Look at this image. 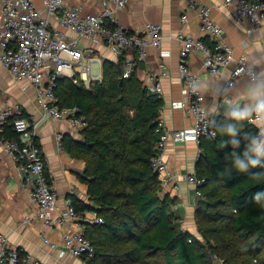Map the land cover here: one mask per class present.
<instances>
[{
    "label": "trees",
    "instance_id": "16d2710c",
    "mask_svg": "<svg viewBox=\"0 0 264 264\" xmlns=\"http://www.w3.org/2000/svg\"><path fill=\"white\" fill-rule=\"evenodd\" d=\"M140 66L121 80L117 62L105 59L102 80L57 81L60 105L79 106L87 123L80 139L63 137L64 148L86 155L81 180L104 219L85 233L96 249L88 264H211L212 257L247 264L264 245L258 127L248 117L222 116L217 135L201 137L196 173L205 183L195 213L199 237L182 227L172 208L175 199L162 195L151 165L164 101L147 87ZM6 134L15 135L11 127ZM107 236L113 240L102 244Z\"/></svg>",
    "mask_w": 264,
    "mask_h": 264
},
{
    "label": "built area",
    "instance_id": "2783aa9c",
    "mask_svg": "<svg viewBox=\"0 0 264 264\" xmlns=\"http://www.w3.org/2000/svg\"><path fill=\"white\" fill-rule=\"evenodd\" d=\"M128 0H102V10L95 14L83 16L82 6L71 5L66 0H43L42 7L36 0H3L0 18V65L9 71L18 81L25 80L34 85L43 113L53 120H64L71 128L81 130L86 120L80 115L77 105H60L57 95V81L70 78L77 82L76 76L89 84L100 78L103 63L87 55L80 47V39H88L96 45L106 46L113 54L122 57V78L130 77L138 64L147 57V49H161L164 39L162 27L158 23H147L145 28L127 29L114 24L118 11L126 6ZM231 7L232 16L248 27L249 31H258L264 25V0H225ZM196 5L191 4L190 9ZM201 20V37L187 34L181 30L177 39L181 42L179 72L184 82V102L182 106L194 119L191 128H168L161 117L157 132L160 138L156 144V153L151 158L153 170L158 174L161 187L180 189L178 175L166 159V148L171 143L190 140L200 142L203 136H216L217 117L212 116L205 105V94L200 87V77L189 68L188 58L193 50L204 55L203 65L212 75L219 76L232 66L231 77L227 86L233 87L240 78L251 81L260 79L259 71L247 57H236L234 47L224 38L223 28L212 18L211 7L204 5L199 12ZM56 19L62 28L53 25ZM188 14L182 15L183 23ZM66 30V31H65ZM77 36H69L67 31ZM204 37L211 38V44ZM161 56L168 51L161 50ZM97 65V71L94 66ZM78 67V70H75ZM167 71H150L147 73V87L163 95L162 79ZM19 104L9 102L0 86V145L23 171V186L30 193L31 201L37 206L35 218L41 220L45 229L65 225L73 220L76 225L85 219L78 211L71 196L66 198L64 209L59 208L58 192L49 176L47 157L36 141V125L22 116ZM248 121L258 127L257 155L264 154V114L256 110ZM11 127L14 136L6 134ZM57 144L64 148L63 135L57 134ZM259 149V151H258ZM188 181L196 187L198 197L202 195L201 186L205 178L197 173L190 174ZM177 207L173 208L177 211ZM30 219H26L28 221ZM181 221V219H180ZM97 224L103 223L102 216L95 218ZM46 230L41 234L46 243L59 248L56 241L49 239ZM72 254L80 258L83 264L96 255V249L90 239L81 230L69 232L64 237L61 255ZM43 264L31 254L21 252L10 244L7 235H0V264Z\"/></svg>",
    "mask_w": 264,
    "mask_h": 264
},
{
    "label": "crops",
    "instance_id": "0c3cea01",
    "mask_svg": "<svg viewBox=\"0 0 264 264\" xmlns=\"http://www.w3.org/2000/svg\"><path fill=\"white\" fill-rule=\"evenodd\" d=\"M66 1L71 5L82 6L83 16L102 10V0ZM36 4L42 7L43 0H36ZM191 4H195L196 8L190 9ZM204 5L211 7L212 18L223 28L224 38L234 47L235 56L247 57L260 75L258 81L243 77L235 86H227L232 66L227 67L219 76L212 75L203 65V53L193 50L188 58L189 68L200 77V87L205 94V105L209 113L217 118H247L256 110L264 114V25L258 31L250 32L247 26L233 18L231 7L225 4V0H128L126 6L118 11L115 25L127 29H143L147 23H158L162 27V48H148L147 57L140 62L141 68L138 70L144 82L150 71H167V76L162 79L164 103L161 117L171 129H188L194 125L192 115L182 106L185 95L183 78L179 72L181 42L176 37L181 30L201 37L199 12ZM184 13L188 14L186 23L182 21ZM53 25L62 28L56 19H53ZM67 34L77 36L70 30ZM204 38L211 40L209 37ZM79 45L87 55L97 58L103 64L105 59H111L118 65L120 63V57L106 46L96 45L84 38L80 39ZM161 50L168 51V54L161 56ZM0 86L6 100L19 104L29 122L36 125V141L47 157L48 173L58 192L59 208L64 209L66 198L71 196L85 217L78 225L71 220L65 225L46 230L44 223L35 218L37 206L23 186V171L0 145V235H7L13 247L31 254L43 264H83L80 258L72 254L61 255V249L67 233L76 230L90 233L92 226L97 224L95 218L99 214L95 201L89 195L87 183L81 180L87 158L85 154L69 152L57 144L58 133L74 139H80L82 133L71 128L64 120H53L45 115L38 101L36 87L25 80H16L1 65ZM200 153V144L195 140L171 143L166 148V159L178 175L180 189L168 186L162 188V195L175 199L172 208H178L182 227L191 231L196 222L199 197L195 185L188 181V176L196 173ZM42 229L46 230L49 239L59 244V248H53L45 242Z\"/></svg>",
    "mask_w": 264,
    "mask_h": 264
},
{
    "label": "rangeland",
    "instance_id": "374dc122",
    "mask_svg": "<svg viewBox=\"0 0 264 264\" xmlns=\"http://www.w3.org/2000/svg\"><path fill=\"white\" fill-rule=\"evenodd\" d=\"M94 69H95V71H97V65L94 66ZM75 70L77 71L78 67H75ZM102 78H103V76H100V78H98V79L102 80ZM192 231H194L195 234H197L199 237H201L200 234L198 233V229H197L196 223H195V226H194ZM112 240H113L112 237L107 236L102 241V244H105V243L110 242ZM263 260H264V245H262V250L260 252H258L257 254H255L254 258L249 260V262H247V264L248 263H251V264H264ZM210 263L211 264H225L222 260H220V259H218L216 257H212Z\"/></svg>",
    "mask_w": 264,
    "mask_h": 264
},
{
    "label": "water",
    "instance_id": "95a60500",
    "mask_svg": "<svg viewBox=\"0 0 264 264\" xmlns=\"http://www.w3.org/2000/svg\"><path fill=\"white\" fill-rule=\"evenodd\" d=\"M119 73L121 74L122 73V70H121V67H120V65H119ZM123 78H121V80H122ZM49 117V116H48Z\"/></svg>",
    "mask_w": 264,
    "mask_h": 264
},
{
    "label": "clouds",
    "instance_id": "9594fccd",
    "mask_svg": "<svg viewBox=\"0 0 264 264\" xmlns=\"http://www.w3.org/2000/svg\"><path fill=\"white\" fill-rule=\"evenodd\" d=\"M258 151H259V149H258Z\"/></svg>",
    "mask_w": 264,
    "mask_h": 264
}]
</instances>
